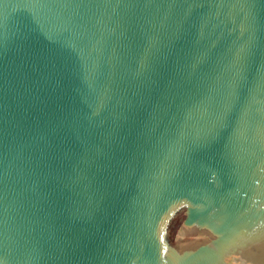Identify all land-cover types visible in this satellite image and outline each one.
<instances>
[{"label": "water", "instance_id": "1", "mask_svg": "<svg viewBox=\"0 0 264 264\" xmlns=\"http://www.w3.org/2000/svg\"><path fill=\"white\" fill-rule=\"evenodd\" d=\"M0 264H264V0H0Z\"/></svg>", "mask_w": 264, "mask_h": 264}]
</instances>
